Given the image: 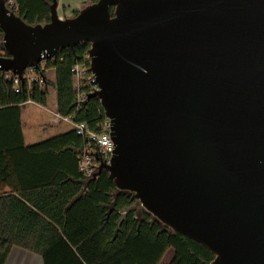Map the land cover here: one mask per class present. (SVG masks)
Wrapping results in <instances>:
<instances>
[{
  "label": "water",
  "instance_id": "obj_1",
  "mask_svg": "<svg viewBox=\"0 0 264 264\" xmlns=\"http://www.w3.org/2000/svg\"><path fill=\"white\" fill-rule=\"evenodd\" d=\"M0 69L89 42L115 141L104 170L210 264H264V0H97L28 23L0 0Z\"/></svg>",
  "mask_w": 264,
  "mask_h": 264
},
{
  "label": "trees",
  "instance_id": "obj_2",
  "mask_svg": "<svg viewBox=\"0 0 264 264\" xmlns=\"http://www.w3.org/2000/svg\"><path fill=\"white\" fill-rule=\"evenodd\" d=\"M15 1L28 23L50 21L53 0ZM3 35L0 25V56L9 55ZM89 48L63 47L43 71L55 68L59 113L99 130L106 119L101 101L77 104L72 71ZM51 84L17 92L0 69V264L15 245L41 254L44 264H210L215 254L207 246L139 208L134 192L118 189L109 171L87 178L80 167L87 140L73 126L26 143L23 107L47 105Z\"/></svg>",
  "mask_w": 264,
  "mask_h": 264
},
{
  "label": "built area",
  "instance_id": "obj_3",
  "mask_svg": "<svg viewBox=\"0 0 264 264\" xmlns=\"http://www.w3.org/2000/svg\"><path fill=\"white\" fill-rule=\"evenodd\" d=\"M7 6L19 14V5L15 0H7ZM3 42V39H2ZM91 56L87 53L81 60L74 63L72 67L74 87L77 91V104H82L88 94L99 88L96 75L90 70ZM45 61L40 68L27 67L24 70L23 78L12 71L2 70V74L13 81L15 91H22L24 88L31 90L34 86H44L50 77L46 70L44 75ZM60 121L70 123L78 134L85 137L86 145L81 150L80 167L91 178L99 169L102 162L110 163L115 149V141L111 136V119L106 116L102 127L99 130L91 128L87 122H77L72 116L62 115L57 112Z\"/></svg>",
  "mask_w": 264,
  "mask_h": 264
},
{
  "label": "rangeland",
  "instance_id": "obj_4",
  "mask_svg": "<svg viewBox=\"0 0 264 264\" xmlns=\"http://www.w3.org/2000/svg\"><path fill=\"white\" fill-rule=\"evenodd\" d=\"M58 13H61V10H59ZM47 73L50 77V81L52 82V84L49 86V100L47 107L52 109L56 105L57 101V89L54 84L55 68H49ZM54 118L55 115L53 113L47 111L37 103L30 102L24 105V108L22 110V119L24 123V130L26 133V141L28 143L39 142L53 135L62 133L72 127L70 123L65 121L58 122V119ZM137 206L145 208L142 205L141 201Z\"/></svg>",
  "mask_w": 264,
  "mask_h": 264
},
{
  "label": "crops",
  "instance_id": "obj_5",
  "mask_svg": "<svg viewBox=\"0 0 264 264\" xmlns=\"http://www.w3.org/2000/svg\"><path fill=\"white\" fill-rule=\"evenodd\" d=\"M88 3H90V0H58V11L61 10V13H59L61 17L72 16L75 14L76 11H78L79 9H81L82 7H84ZM55 75H56V73H55ZM55 79H56V76H55ZM30 102L31 101H29L28 103H30ZM32 103H35V102H32ZM37 104L40 105L41 107L45 108L47 111H50L51 113H53L55 115L54 119H58V117H57L58 98L56 101V105L54 104L55 106L52 109L47 107V105H41L39 103H37ZM22 121H23V119H22ZM53 121H55V120H53ZM59 121L60 120L58 119V122ZM23 129H24V123H23ZM24 135H25V141H26L25 130H24ZM26 143L32 144V143H28L27 141H26ZM5 264H44V259H43L42 255L37 253V252H34V251L26 249L24 247L15 245L12 247Z\"/></svg>",
  "mask_w": 264,
  "mask_h": 264
},
{
  "label": "bare ground",
  "instance_id": "obj_6",
  "mask_svg": "<svg viewBox=\"0 0 264 264\" xmlns=\"http://www.w3.org/2000/svg\"><path fill=\"white\" fill-rule=\"evenodd\" d=\"M40 263V262H39Z\"/></svg>",
  "mask_w": 264,
  "mask_h": 264
}]
</instances>
